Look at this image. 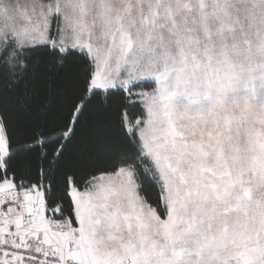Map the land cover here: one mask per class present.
Segmentation results:
<instances>
[{"label":"snow or ice","instance_id":"obj_1","mask_svg":"<svg viewBox=\"0 0 264 264\" xmlns=\"http://www.w3.org/2000/svg\"><path fill=\"white\" fill-rule=\"evenodd\" d=\"M0 264H264V0H0Z\"/></svg>","mask_w":264,"mask_h":264},{"label":"trees","instance_id":"obj_2","mask_svg":"<svg viewBox=\"0 0 264 264\" xmlns=\"http://www.w3.org/2000/svg\"><path fill=\"white\" fill-rule=\"evenodd\" d=\"M131 111L135 112V111H136V109H131Z\"/></svg>","mask_w":264,"mask_h":264}]
</instances>
